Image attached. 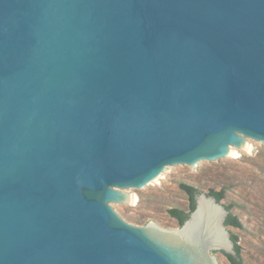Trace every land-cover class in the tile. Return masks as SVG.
<instances>
[{
  "label": "water",
  "instance_id": "95a60500",
  "mask_svg": "<svg viewBox=\"0 0 264 264\" xmlns=\"http://www.w3.org/2000/svg\"><path fill=\"white\" fill-rule=\"evenodd\" d=\"M264 149V0H0V264H231L228 211L123 212L170 170Z\"/></svg>",
  "mask_w": 264,
  "mask_h": 264
},
{
  "label": "rangeland",
  "instance_id": "374dc122",
  "mask_svg": "<svg viewBox=\"0 0 264 264\" xmlns=\"http://www.w3.org/2000/svg\"><path fill=\"white\" fill-rule=\"evenodd\" d=\"M248 145V144H247ZM232 148L234 154L216 161H200L195 166L170 170L136 197L123 214L138 226L152 221L161 228H178L168 211L188 212L190 199L180 184L203 193H223L219 203L231 205L230 213L241 229L230 227L245 264H264V149L248 145Z\"/></svg>",
  "mask_w": 264,
  "mask_h": 264
},
{
  "label": "trees",
  "instance_id": "16d2710c",
  "mask_svg": "<svg viewBox=\"0 0 264 264\" xmlns=\"http://www.w3.org/2000/svg\"><path fill=\"white\" fill-rule=\"evenodd\" d=\"M181 190L187 193L190 199V208L188 212H184L182 210L173 208L168 211L171 218L175 219L179 226L182 225V223L187 219L189 213L194 210V201H193V194L196 192H200L199 190H196L195 188L186 185V184H180ZM207 195H212L215 197L216 201L219 202L221 199H223V193L222 192H216V191H209ZM225 209L228 211V216L225 220V226H230L233 228L241 229L242 225L239 222V220L236 218V216L232 215L230 213V207L231 205L224 206ZM231 234V240L234 243V249L236 252V258H231L229 256H226L228 261L231 264H245L240 256V247L236 244V236L232 233Z\"/></svg>",
  "mask_w": 264,
  "mask_h": 264
},
{
  "label": "bare ground",
  "instance_id": "6f19581e",
  "mask_svg": "<svg viewBox=\"0 0 264 264\" xmlns=\"http://www.w3.org/2000/svg\"><path fill=\"white\" fill-rule=\"evenodd\" d=\"M247 147H249L248 145H247ZM233 149H231V151H230V154L232 155V154H234V152L232 151ZM136 201V198L133 200V202H135Z\"/></svg>",
  "mask_w": 264,
  "mask_h": 264
}]
</instances>
